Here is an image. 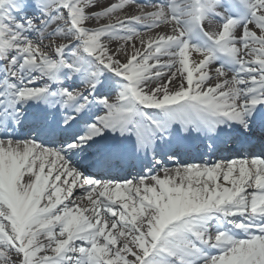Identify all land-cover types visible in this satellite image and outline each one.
Segmentation results:
<instances>
[{"label": "snow or ice", "instance_id": "6c2138e0", "mask_svg": "<svg viewBox=\"0 0 264 264\" xmlns=\"http://www.w3.org/2000/svg\"><path fill=\"white\" fill-rule=\"evenodd\" d=\"M129 2L0 0V264H264V0Z\"/></svg>", "mask_w": 264, "mask_h": 264}, {"label": "bare ground", "instance_id": "6f19581e", "mask_svg": "<svg viewBox=\"0 0 264 264\" xmlns=\"http://www.w3.org/2000/svg\"><path fill=\"white\" fill-rule=\"evenodd\" d=\"M122 2V0H93V3L96 4L97 10H102L104 6L110 5L112 3H120ZM148 0H136L135 3L129 2L126 4L125 8L123 10H120L118 12H116L115 14H113L111 17H106V18H101L99 21L96 20H92L89 22L88 26L89 27H93V28H98L104 25H108V24H115L117 23V18L119 17V19H126L127 17H130L132 15H138L140 14V8L138 7V5L140 4H145L147 3ZM151 9H147L145 8L144 11H149ZM164 30V26L161 25L159 28L157 29H152V30H140V36L139 37H134L132 41H123V40H119L118 38H113L110 42L109 41H105L106 43L110 44V47L113 50H119L121 47L126 48V50L131 53L132 51V45L135 44L136 48L143 52L146 47H147V42H148V37L153 36L156 32H162ZM141 39L144 40V43L141 44ZM53 44H58L61 43L62 40H60L59 38H54L51 41ZM45 44H48L49 41L45 40L44 41ZM245 59H248V57H244ZM121 59H123V56H121ZM216 65H213L212 67L214 68ZM173 71H175V69H173ZM165 72L167 73V70H165ZM231 75V74H229ZM218 80L215 77L214 72L212 73V79L210 81L207 82L206 86L211 85L214 86L215 83H217ZM194 153H188V154H181V155H185V156H192ZM181 162H186V163H201V162H197V161H193L192 159L189 160V158H186L185 161L180 160ZM90 172H92V170L89 169ZM127 175V173L125 172H119L117 173V175L115 176L117 179H123L125 178ZM78 194V193H77ZM77 203H81L80 201H77ZM87 201L85 200L83 202L82 206H86Z\"/></svg>", "mask_w": 264, "mask_h": 264}]
</instances>
